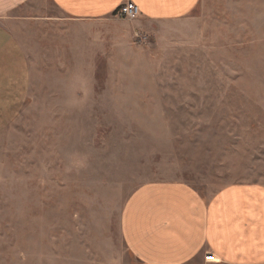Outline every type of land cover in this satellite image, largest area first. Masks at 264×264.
<instances>
[{
    "label": "rangeland",
    "instance_id": "obj_1",
    "mask_svg": "<svg viewBox=\"0 0 264 264\" xmlns=\"http://www.w3.org/2000/svg\"><path fill=\"white\" fill-rule=\"evenodd\" d=\"M35 78L0 109V264H135L121 217L139 187L264 185V0L70 23Z\"/></svg>",
    "mask_w": 264,
    "mask_h": 264
},
{
    "label": "crops",
    "instance_id": "obj_2",
    "mask_svg": "<svg viewBox=\"0 0 264 264\" xmlns=\"http://www.w3.org/2000/svg\"><path fill=\"white\" fill-rule=\"evenodd\" d=\"M129 1L142 23L189 16L201 0H0V109L32 96L38 67L62 64L70 23L107 19ZM123 243L135 264H264V185L203 197L184 182L148 183L127 200Z\"/></svg>",
    "mask_w": 264,
    "mask_h": 264
},
{
    "label": "built area",
    "instance_id": "obj_3",
    "mask_svg": "<svg viewBox=\"0 0 264 264\" xmlns=\"http://www.w3.org/2000/svg\"><path fill=\"white\" fill-rule=\"evenodd\" d=\"M141 14L140 8L134 2L129 1L119 7L116 15L129 20L137 19Z\"/></svg>",
    "mask_w": 264,
    "mask_h": 264
}]
</instances>
